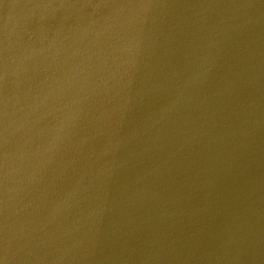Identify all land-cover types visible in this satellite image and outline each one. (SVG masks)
I'll return each mask as SVG.
<instances>
[{
	"label": "water",
	"instance_id": "95a60500",
	"mask_svg": "<svg viewBox=\"0 0 264 264\" xmlns=\"http://www.w3.org/2000/svg\"><path fill=\"white\" fill-rule=\"evenodd\" d=\"M0 264H264V0H0Z\"/></svg>",
	"mask_w": 264,
	"mask_h": 264
}]
</instances>
